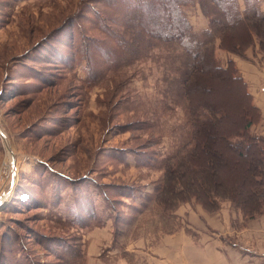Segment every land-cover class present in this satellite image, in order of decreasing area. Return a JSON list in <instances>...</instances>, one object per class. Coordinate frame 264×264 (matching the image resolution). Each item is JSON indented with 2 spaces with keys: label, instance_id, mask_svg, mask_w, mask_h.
<instances>
[{
  "label": "rangeland",
  "instance_id": "rangeland-1",
  "mask_svg": "<svg viewBox=\"0 0 264 264\" xmlns=\"http://www.w3.org/2000/svg\"><path fill=\"white\" fill-rule=\"evenodd\" d=\"M115 1L0 0V264H119L134 238L180 225L163 232L152 199L190 140L186 105L161 58H101L122 31L101 21ZM184 11L208 28L197 3ZM217 50L264 61L257 41L246 58Z\"/></svg>",
  "mask_w": 264,
  "mask_h": 264
},
{
  "label": "trees",
  "instance_id": "trees-1",
  "mask_svg": "<svg viewBox=\"0 0 264 264\" xmlns=\"http://www.w3.org/2000/svg\"><path fill=\"white\" fill-rule=\"evenodd\" d=\"M194 3L209 21L201 32L184 11ZM107 7L113 12L101 21H122V31L107 34L112 44L101 58H161L164 81L186 105L190 140L166 159L164 183L152 199L163 232L176 229L175 211L192 199L208 212L229 201L246 219L263 214L264 137L251 131L262 114L235 63L221 66L216 55L219 48L246 58L256 41L264 55L259 0H246L243 9L238 0H127Z\"/></svg>",
  "mask_w": 264,
  "mask_h": 264
},
{
  "label": "crops",
  "instance_id": "crops-1",
  "mask_svg": "<svg viewBox=\"0 0 264 264\" xmlns=\"http://www.w3.org/2000/svg\"><path fill=\"white\" fill-rule=\"evenodd\" d=\"M224 56L222 66L234 60L238 71L260 109L264 125V61L257 50L248 51L250 60ZM180 223L172 234L160 236L154 243L151 236L134 238L127 245L130 261L119 264H264V215L244 222L241 210L228 201L221 202L215 212L205 211L193 202L175 212Z\"/></svg>",
  "mask_w": 264,
  "mask_h": 264
},
{
  "label": "built area",
  "instance_id": "built-area-1",
  "mask_svg": "<svg viewBox=\"0 0 264 264\" xmlns=\"http://www.w3.org/2000/svg\"><path fill=\"white\" fill-rule=\"evenodd\" d=\"M1 199V198H0ZM1 201V200H0Z\"/></svg>",
  "mask_w": 264,
  "mask_h": 264
}]
</instances>
